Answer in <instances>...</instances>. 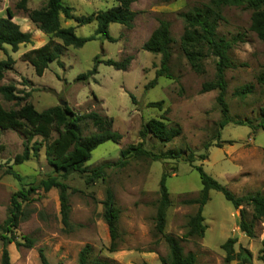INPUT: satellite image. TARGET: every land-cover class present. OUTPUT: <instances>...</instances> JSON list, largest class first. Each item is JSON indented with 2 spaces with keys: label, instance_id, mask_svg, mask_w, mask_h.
<instances>
[{
  "label": "rangeland",
  "instance_id": "obj_1",
  "mask_svg": "<svg viewBox=\"0 0 264 264\" xmlns=\"http://www.w3.org/2000/svg\"><path fill=\"white\" fill-rule=\"evenodd\" d=\"M206 0H133L129 8L135 11L131 25L118 22L108 24V33L114 40L95 33L96 23L91 20L76 24L73 18H63L62 25H73L75 34L93 35L80 46L66 45L58 60L47 62L43 72H34L31 63L24 59L23 52L46 41L47 35L29 20L25 13L15 6L16 0H0V15L5 8L13 12L12 20L20 29L30 31V42L19 43L12 50L7 43L0 48V58L10 55L14 62L4 72L0 82L12 81L17 91L29 89V100L36 109L63 101L77 112L95 110L110 116L111 128L121 137L117 141L104 140L91 151L85 164L94 165L104 160L117 158L119 149L138 138L137 131L148 117L164 116L168 125L178 124L180 132L170 141L161 144L151 134L145 136V146L152 150L173 149L180 155L176 161L162 162L147 157L130 158L121 167L106 168L108 184L118 208L116 219L115 249L109 250V236L102 218L104 183L94 180L85 183L75 172L67 175V201L69 203V225L60 221L57 188L41 187L28 194L22 202L18 224L13 228L15 237L22 240L24 235L32 239L30 246L5 244L11 264H40L38 248L43 250L48 264H77L79 249L90 244L89 258L104 260L109 264H159L163 256L167 264L168 246L153 228L154 202L157 198V180L162 168L169 175L165 178L170 203L165 211L164 232L182 236L186 219L194 212L195 203L182 199L198 193L200 180L195 168L182 159L187 148L193 151V163L227 186L234 194L259 190L264 194V129L256 123L257 108L264 94V82L255 79L264 64V40L248 28L250 10L243 6L224 5L222 19L216 31L238 39L229 49L231 60L236 63L224 69L226 82L225 100L229 115L250 119L251 123L227 122L219 128L216 121L219 110L214 101L216 89L200 91V84L214 74L215 57L207 54L202 58L203 70L194 71L179 47L182 31L180 13ZM44 0H27L28 8L41 5ZM72 8L73 14H87L91 10L106 9L115 4L114 0H61ZM159 18L169 22V76H157L156 83L149 87L144 84L154 75L159 65V54L141 47L142 42L156 26ZM59 41L57 38H53ZM131 55L125 69H116L103 62L96 64V72L85 80H77L79 72L86 71L93 64V56L120 59ZM244 85L250 89L243 95L239 90ZM130 94L134 96L131 100ZM161 99V107L147 105V101ZM0 104L16 106L12 100L0 95ZM81 132L94 131L96 127L86 119L80 123ZM55 135L54 128L50 137ZM33 138L39 139V135ZM23 133L18 128H5L0 133V163L11 164L20 175V180L10 174H0V222L7 213L10 193L20 183L36 182L48 173H54L43 154L41 146L36 156L21 162H13V155L22 150ZM208 142L207 147L204 143ZM218 144V145H216ZM205 153L199 158V154ZM174 163V164H173ZM175 166V168H174ZM74 188V189H71ZM239 207L244 209L245 219L251 220L253 235L248 236L237 225ZM203 222L206 224L202 236H188L180 243L183 252L192 251V264H241L236 259L224 262V251L220 243L228 236H234V250L243 246L250 251V264H264L257 258L260 239L264 235V219H252L251 208L241 204L234 208L222 193L208 190V198L202 205ZM0 240V253H1ZM1 264V262H0Z\"/></svg>",
  "mask_w": 264,
  "mask_h": 264
},
{
  "label": "trees",
  "instance_id": "obj_2",
  "mask_svg": "<svg viewBox=\"0 0 264 264\" xmlns=\"http://www.w3.org/2000/svg\"><path fill=\"white\" fill-rule=\"evenodd\" d=\"M26 1L16 0L15 6L20 8L25 13V16L48 36L42 44L31 47L22 53L24 59L31 63L34 72L38 75L43 72L49 60L56 59L59 62L57 58L64 46H80L85 40L93 37V35L82 36L75 34L73 25H62L60 23V14L63 18H73L76 24L95 20V33L111 41L114 40V37L108 33V24L110 22H118L130 26L135 14V11L129 8L133 0H114L115 4L106 9H95L87 14L78 15L73 14L71 6L62 3L61 0H44L41 5L32 8L26 6ZM224 5L248 8L250 10L248 28L258 38L264 40V0H206L180 13L183 26L179 35V47L191 68L196 72H201L203 70L202 58L207 54L215 57L213 77L202 81L199 90L216 89L214 101L219 110V118L216 121V134L219 128L230 121L240 124L251 123L248 118L241 119L229 115L228 104L225 100L226 82L224 69L236 64L230 58L229 49L240 37L238 35L226 37L217 33L216 28L219 20L223 17L221 9ZM13 15L9 7L5 8V15H0V48H3V43H7L12 50H15L19 43L31 41L30 31L20 29L18 23L11 19ZM53 38H57L59 41H55ZM170 41H172V37L169 33V22L166 19L159 18L156 26L141 44L143 49L159 54V65L154 69L153 77L144 84L145 88L155 84L157 76H169L167 61L169 59ZM130 58L131 55L129 54L120 59L109 57L101 59L94 55L91 67L86 71L77 73L75 79L85 80L93 76L98 62L111 65L116 69H125ZM13 62L14 59L8 54L0 58V80L4 72L12 67ZM255 79L258 83L264 82V64L257 72ZM249 89V85H244L238 92L243 95ZM0 95L3 99L12 100L16 103V106L8 108L0 104V133L5 128H18L24 136L22 150L14 153L13 162H21L30 156H36L42 146L44 158L54 171V173H48L46 176L39 178L36 182H30L26 185L20 183L10 193L7 213L0 222L1 264H11L5 247L7 242L13 241L15 245L24 246H30L32 243V239L26 235L22 237V240L17 239L13 233V228L17 226L18 220L23 213L22 202L28 199V194L34 192L37 188L41 187L43 190H47L50 187L57 188L60 221L64 226L70 224L68 217L69 203L67 201L68 185L64 179L71 172L80 175L85 183H92L96 179L104 183L103 197L101 199L102 218L106 224L109 236L108 249L114 250L118 208L115 205L113 192L108 184L105 169L110 166L121 167L130 158L136 157H147L151 160H160L162 162L176 161L180 158V154L177 151L173 149L155 151L147 148L145 146V136L149 133L159 143L164 144L179 134V125H168L164 120V116L148 117L141 123L137 131V140L120 148L117 158L88 166L84 162L88 159L90 151L99 142L104 140L117 141L121 137L118 131L111 128L112 119L110 116L102 115L95 110L77 112L66 103L61 104L60 102L38 110L27 100L29 89L19 93L12 81L0 82ZM130 98L132 101L135 100L132 94H130ZM161 102V99L150 100L147 101V105L160 108ZM257 109L258 120L256 124L264 129V94ZM86 119L90 120L96 129L88 133H82L80 123ZM53 128L55 135L49 138ZM34 135H39L40 138L35 139L33 138ZM208 145V142L204 143L205 147ZM204 154H199V158L203 157ZM182 159L196 169L200 187L196 196L182 199V202L196 204L194 212L189 214L186 219L182 236L166 233L164 232L165 211L170 200L165 178L169 173L165 168H162L160 172L157 180L158 195L154 202L153 228L168 246L169 259L167 264L193 263L194 253L192 251L183 252L180 240L188 236L203 235L206 224L203 222L201 210L202 205L208 198L209 189L220 191L234 208L241 204H248L251 208L252 219H264V194L261 191L253 190L236 195L223 183L205 172L200 164L192 162L194 155L191 149L187 148ZM2 173L10 174L13 178L20 180L19 173L12 169L10 163L6 162L4 165L0 163V174ZM237 225L246 235H253L252 222L245 219L242 207H239ZM234 241V236H228L220 243V247L224 251V262L236 259L241 264H250V251L243 246H238L237 250H234ZM89 251L90 244L85 243L78 251L77 264H109L104 260L89 258ZM38 257L40 264H48L41 248H38ZM158 257L159 264H166L163 256ZM257 258L264 262V235L260 239ZM139 264L148 263L143 260Z\"/></svg>",
  "mask_w": 264,
  "mask_h": 264
},
{
  "label": "crops",
  "instance_id": "obj_3",
  "mask_svg": "<svg viewBox=\"0 0 264 264\" xmlns=\"http://www.w3.org/2000/svg\"><path fill=\"white\" fill-rule=\"evenodd\" d=\"M12 17H14V16H12ZM12 17H11V19H12ZM14 21H15V19H13ZM16 22V21H15Z\"/></svg>",
  "mask_w": 264,
  "mask_h": 264
},
{
  "label": "water",
  "instance_id": "obj_4",
  "mask_svg": "<svg viewBox=\"0 0 264 264\" xmlns=\"http://www.w3.org/2000/svg\"><path fill=\"white\" fill-rule=\"evenodd\" d=\"M63 101H60V103L62 104Z\"/></svg>",
  "mask_w": 264,
  "mask_h": 264
}]
</instances>
